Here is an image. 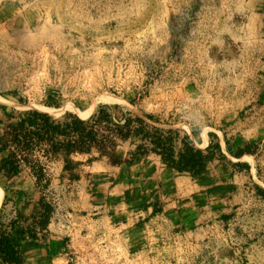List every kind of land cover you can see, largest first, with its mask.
<instances>
[{
	"label": "rangeland",
	"instance_id": "rangeland-1",
	"mask_svg": "<svg viewBox=\"0 0 264 264\" xmlns=\"http://www.w3.org/2000/svg\"><path fill=\"white\" fill-rule=\"evenodd\" d=\"M106 104L215 159L199 177L155 155L78 179L52 165L56 211L23 264H264V0H0L8 113L86 119ZM8 190L6 223L39 199L26 172Z\"/></svg>",
	"mask_w": 264,
	"mask_h": 264
},
{
	"label": "trees",
	"instance_id": "trees-1",
	"mask_svg": "<svg viewBox=\"0 0 264 264\" xmlns=\"http://www.w3.org/2000/svg\"><path fill=\"white\" fill-rule=\"evenodd\" d=\"M0 187L6 194L23 172L33 180L39 199H29L23 215L7 223L0 210V264H23L22 249L27 241H37L44 234L56 211L51 194L52 165L61 162L63 175H75L83 165L106 161L112 167H130L149 155L160 158L163 165L178 174L199 177L215 157L213 147H195L190 137H181L174 129H164L149 115H136L120 105H101L89 118L66 113L55 118L39 110L7 112L1 106ZM221 154L220 146L215 147ZM122 149V150H121ZM124 149V151H123ZM250 154L240 149L235 157ZM87 159L86 162L75 159ZM15 189V186H14Z\"/></svg>",
	"mask_w": 264,
	"mask_h": 264
},
{
	"label": "crops",
	"instance_id": "crops-1",
	"mask_svg": "<svg viewBox=\"0 0 264 264\" xmlns=\"http://www.w3.org/2000/svg\"><path fill=\"white\" fill-rule=\"evenodd\" d=\"M100 163L101 161H96V162H93V163H91L90 165H83V166H81L79 169H81V168H84V167H92V166H94V164L95 163ZM103 162H104V164L106 165V166H109V167H112V166H110V165H108L107 163H106V161H104L103 160ZM57 164V166L59 167V169H60V172H61V175H63V172H62V168H63V166H62V163L61 162H58V163H56ZM22 175V174H21ZM20 175V176H21ZM66 175V174H65ZM19 176V177H20ZM27 176H29L28 174H27ZM29 179L32 181V185H33V187H34V180L29 176ZM27 213H29L30 211H26ZM50 226V225H49ZM49 228V227H48ZM48 230V229H47ZM47 232V231H46Z\"/></svg>",
	"mask_w": 264,
	"mask_h": 264
},
{
	"label": "bare ground",
	"instance_id": "bare-ground-1",
	"mask_svg": "<svg viewBox=\"0 0 264 264\" xmlns=\"http://www.w3.org/2000/svg\"><path fill=\"white\" fill-rule=\"evenodd\" d=\"M103 99H105V98H103ZM107 100H109V99H106V102H107ZM3 196H4V192H3V190L0 188V205H1V202H2V199H3Z\"/></svg>",
	"mask_w": 264,
	"mask_h": 264
}]
</instances>
